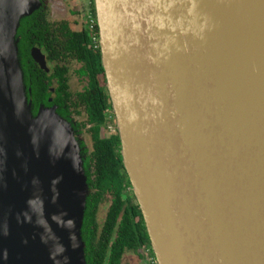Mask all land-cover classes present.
<instances>
[{"label":"water","instance_id":"95a60500","mask_svg":"<svg viewBox=\"0 0 264 264\" xmlns=\"http://www.w3.org/2000/svg\"><path fill=\"white\" fill-rule=\"evenodd\" d=\"M0 0V264H87L80 145L32 114ZM120 154L157 264H264V0H94ZM33 59L46 67L44 55Z\"/></svg>","mask_w":264,"mask_h":264},{"label":"trees","instance_id":"16d2710c","mask_svg":"<svg viewBox=\"0 0 264 264\" xmlns=\"http://www.w3.org/2000/svg\"><path fill=\"white\" fill-rule=\"evenodd\" d=\"M38 13L39 11L35 10L29 16L22 18L17 30L21 69L32 114L36 115L40 106L57 105V107L53 106L57 114L70 122L78 138V124L63 115L67 108L72 106L77 114L81 115L83 112L85 122L82 124L84 127L89 126L87 129L92 139V150L86 154L78 138L88 186L81 227L86 263L122 264L124 255L135 254L139 249L146 251L150 260H153L155 257L144 218L122 163L118 133L105 134L108 123L115 121V115L106 89L100 49L93 50V47L98 45L94 0H91V6L89 5L86 10L92 20L86 17L87 22L83 30L71 31L63 26L68 35L65 51L71 58L80 62L81 66L77 71L78 74L85 76L86 80L75 103L68 99L70 94L67 90V69L56 68L49 77L43 73L42 78L35 76L33 68L25 71V67L28 69L25 60L29 59L30 64L32 62L29 58V48L37 40L50 42L52 39L48 38L56 30V27L42 18L39 20ZM51 48L54 56L62 55V51H57V48L52 46ZM51 78H55L56 81L53 95L49 91L52 85ZM42 79H47L49 82L44 83ZM49 96H53L50 101ZM102 205L107 206L104 219L100 223L97 216Z\"/></svg>","mask_w":264,"mask_h":264},{"label":"flooded vegetation","instance_id":"af4514ba","mask_svg":"<svg viewBox=\"0 0 264 264\" xmlns=\"http://www.w3.org/2000/svg\"><path fill=\"white\" fill-rule=\"evenodd\" d=\"M54 0H50V4L51 2ZM49 0H40V5L39 7L36 9V11L38 10V16L37 18L40 20V18H42L43 20H45L47 23L51 24L53 27H56V30L53 31V33L51 34V36L48 39H52L50 42L47 40L41 41L39 42V40H37V42L35 44H33L30 48H29V58L32 60L31 64H30V60L26 59L25 62L28 66V69H26L25 65V71H29L30 68H33V73L35 74L36 77H41L44 76L43 73H45V75L47 77H49L53 70L56 68H61V69H67V73H66V78H67V90L69 92V96L68 99L70 102L75 103L79 97V93L81 92V90L84 88L85 84H86V80H85V76L78 74V71L81 64L80 62H78L77 60L71 58V56L67 55V51H65V47L67 46V42H68V35H67V30L63 28L66 27L68 30H73V31H80L83 30L86 26V22L87 19L86 17L90 18L89 15H87L86 10L88 8V6H91V0H67V2L65 3V5L63 3H58V6L56 8V10H52L49 11L47 6L50 5L48 4ZM88 5V6H87ZM49 7V6H48ZM95 7V5H94ZM67 9V10H66ZM58 12H68L72 15H75V17L72 19V21H70L69 17H66L65 15H62L60 17L57 18V21L55 20H49V16H53L52 12L54 14H57ZM91 19V18H90ZM96 19V18H95ZM92 20V19H91ZM97 23V22H96ZM91 27L92 24H90ZM61 27L63 29H61ZM97 43L98 45L93 47V50L96 49H100L99 46V34L97 37ZM52 47L57 48V51H62V55L61 56H54V52H52ZM32 48H38L40 50V52L44 55L45 58V63H46V67L42 68L40 66V64L38 62H36L32 55H31V51ZM75 61L76 63L79 64V66L74 69V73L77 77V82L80 85V88L76 91H72L70 89V83H69V79H68V73H69V63L70 61ZM44 83H48L49 80L47 79H42ZM52 85L49 87V91L52 93V95L55 93V78H51ZM53 98V96H49L48 100L50 101ZM51 106H55L57 107V105H51ZM64 113V112H63ZM61 112V114H63ZM69 118H71L73 121H75L78 124V133L77 136L78 138L81 140L82 145H83V149L86 150V154L90 153L92 150V139H91V135L88 132V125L86 127L83 126L82 123L85 122V118H83V112L81 115L77 114V111H75V109L70 106L67 108V111L63 114ZM87 134H89L90 139H91V145L86 141L85 136H87ZM143 249H139L137 256L139 258L142 259V262L145 264H157L156 259L154 258L153 260H150V257L148 259L144 260V252L142 251ZM148 256V253H146ZM126 255L123 256L122 258V262L123 259ZM155 257V256H154ZM123 264V263H122Z\"/></svg>","mask_w":264,"mask_h":264},{"label":"rangeland","instance_id":"374dc122","mask_svg":"<svg viewBox=\"0 0 264 264\" xmlns=\"http://www.w3.org/2000/svg\"><path fill=\"white\" fill-rule=\"evenodd\" d=\"M59 2L60 3H63L65 5V3L67 2V0H54V1L51 2V4H50V0H49L48 4H50V5H48L49 7L47 6L48 10L49 11H51V9L52 10L53 9L56 10ZM67 7H69V6H67ZM67 7L65 5V8H67ZM52 14H53V16L52 15L49 16V18H48L49 20H55V21H57V18L58 17H60L62 15H65L66 17H69L70 21H72V19L75 17V15H72V14H70L68 12H65V11H64V13L57 11V14H54L52 12ZM78 66H79V64L76 63L74 60L73 61H70V63H69V68L70 69H69V73H68V79H69V83H70V89L72 91H76V90H78L80 88V85L77 82V77H76V75L74 73V69H76ZM113 121H111L110 123H108V126L105 129V134L106 135H110V134H113V133H116L117 132L116 127H115L116 125L114 124L115 121L114 122ZM85 138H86V141L91 145V139H90L89 134H87V136H85ZM106 206L107 205H102L101 208L98 210V216L97 217H98V221L100 223L104 219L105 212H106ZM138 251H137V253H138ZM143 252H144V255H143L144 256L143 257L144 260L145 259H148L149 256H147V254H146L147 252L146 251H143ZM122 263L123 264H145V263L142 262V259L137 256V254H133V253L126 255L124 257Z\"/></svg>","mask_w":264,"mask_h":264}]
</instances>
